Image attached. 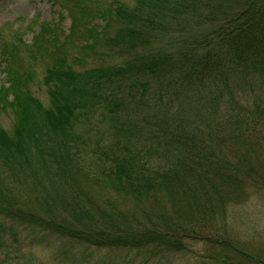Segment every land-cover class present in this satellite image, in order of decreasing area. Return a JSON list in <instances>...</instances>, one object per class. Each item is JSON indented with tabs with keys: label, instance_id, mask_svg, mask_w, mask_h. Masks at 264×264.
I'll return each instance as SVG.
<instances>
[{
	"label": "trees",
	"instance_id": "obj_1",
	"mask_svg": "<svg viewBox=\"0 0 264 264\" xmlns=\"http://www.w3.org/2000/svg\"><path fill=\"white\" fill-rule=\"evenodd\" d=\"M63 7L67 32L40 24L30 51L49 58V105L24 57L1 50L14 122L0 125V219L154 264L195 246L207 264H264V244L229 224L264 189V0ZM97 48L112 59L87 67ZM9 249L0 236V264Z\"/></svg>",
	"mask_w": 264,
	"mask_h": 264
},
{
	"label": "rangeland",
	"instance_id": "obj_2",
	"mask_svg": "<svg viewBox=\"0 0 264 264\" xmlns=\"http://www.w3.org/2000/svg\"><path fill=\"white\" fill-rule=\"evenodd\" d=\"M121 1L131 5L134 0ZM70 2L71 0H0V86L6 81L1 50L7 47L24 57L26 64L31 67V92L43 105H49V97L42 81L44 66L49 58L32 55V41L43 23H55L63 32H67L70 17L63 6ZM42 45L44 46V42ZM63 51L69 55L76 54L71 43L66 44ZM85 57L87 67L107 63L112 59L108 54L102 53L100 48ZM83 67L85 65L78 64L76 68ZM13 122L10 110L0 114V125L6 130H12ZM117 203L125 206L122 205V199ZM229 216L232 219L229 224L234 232L239 231L240 238L253 245L264 244V189H251L248 199L234 205ZM1 222L5 227L0 228V236L10 244L8 255H2L6 258V264H154L150 254L135 256L137 251L121 248L96 252V248L90 246H64L51 237H43L38 231L21 226L11 227L10 222L0 219ZM193 248L194 252L167 254L157 264H207L198 255L197 251L201 246Z\"/></svg>",
	"mask_w": 264,
	"mask_h": 264
}]
</instances>
